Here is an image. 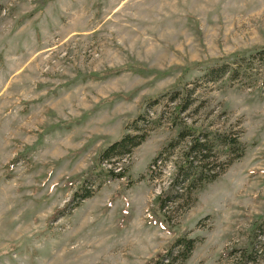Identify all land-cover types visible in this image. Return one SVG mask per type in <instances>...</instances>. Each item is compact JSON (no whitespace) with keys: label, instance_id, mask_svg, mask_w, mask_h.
Segmentation results:
<instances>
[{"label":"rangeland","instance_id":"rangeland-1","mask_svg":"<svg viewBox=\"0 0 264 264\" xmlns=\"http://www.w3.org/2000/svg\"><path fill=\"white\" fill-rule=\"evenodd\" d=\"M263 47L264 0H0V264H154L183 233L201 239L183 264H239L223 253L252 247L264 219V59L249 81L192 96L188 123L237 134L245 151L190 205H170V223L153 203L185 144L152 167L160 176L147 170L175 137L174 91ZM154 98L148 113L160 124L115 164L132 186L95 185L71 204L100 152Z\"/></svg>","mask_w":264,"mask_h":264},{"label":"trees","instance_id":"trees-1","mask_svg":"<svg viewBox=\"0 0 264 264\" xmlns=\"http://www.w3.org/2000/svg\"><path fill=\"white\" fill-rule=\"evenodd\" d=\"M256 58L264 59V47L248 56H237L230 61H220L209 65L202 70V75L191 83L192 88L177 89L171 95L169 102L175 103V106L170 121L176 128V134L160 148L149 163L147 170L151 179L160 176L161 172L153 171L152 167L158 162L165 161L174 150L185 144L181 161L176 166L171 183L154 199L153 203V213L162 214L167 223L171 222V217L168 216L170 205L180 202H186V206L190 205L193 201L192 195L196 190L214 181L232 161L240 158L245 151V145L239 141L237 134L219 132L206 127L197 129L188 123L186 114L193 106V102L197 100L192 96L202 85L209 83L222 80L249 81L254 76L251 64ZM158 103V98L150 100L147 112L140 113L131 120L121 137L100 152L95 165L83 177L81 186L70 201L71 204L78 206L82 201L90 198L95 185L98 188L107 182L126 179L127 187L132 186L133 181L128 175V169L115 164L129 158L133 150L146 140L152 128L160 124L159 120L152 118L148 113ZM197 111L196 107L195 112ZM220 156H225L227 160L222 161ZM72 208L66 207V214ZM200 241L201 239L190 238L187 233H183L170 244L166 252L159 255L154 264H183ZM223 256L233 262L238 261L236 263L239 264H256L257 256L264 261V219L255 229L252 247L240 250L231 248L226 250Z\"/></svg>","mask_w":264,"mask_h":264}]
</instances>
